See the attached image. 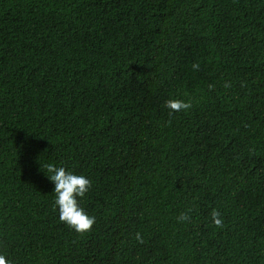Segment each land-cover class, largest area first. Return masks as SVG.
<instances>
[{"label":"trees","instance_id":"1","mask_svg":"<svg viewBox=\"0 0 264 264\" xmlns=\"http://www.w3.org/2000/svg\"><path fill=\"white\" fill-rule=\"evenodd\" d=\"M46 163L91 181L90 231ZM0 255L264 264V0H0Z\"/></svg>","mask_w":264,"mask_h":264},{"label":"clouds","instance_id":"2","mask_svg":"<svg viewBox=\"0 0 264 264\" xmlns=\"http://www.w3.org/2000/svg\"><path fill=\"white\" fill-rule=\"evenodd\" d=\"M198 67L199 65L193 64L194 69H198ZM229 86V84H225V87ZM165 106L173 112H180L190 109L192 103L191 101L185 102L178 99H168L165 101ZM42 168L48 176V179L54 183V193L56 196L54 206H58L59 220L77 233L83 234L90 231L96 218L89 216L80 207L77 198H83L85 196L91 187V181L84 175L73 174L64 167H57L53 163H46ZM211 216L216 227H224V222L219 211L213 209ZM188 220H190L188 212H182L177 217L178 222ZM135 239L139 243H144L143 237L139 232L136 233ZM0 264H10V261L6 260L4 255H0Z\"/></svg>","mask_w":264,"mask_h":264}]
</instances>
